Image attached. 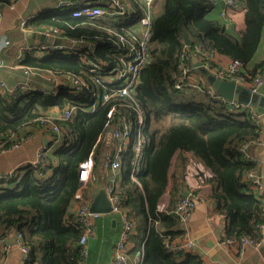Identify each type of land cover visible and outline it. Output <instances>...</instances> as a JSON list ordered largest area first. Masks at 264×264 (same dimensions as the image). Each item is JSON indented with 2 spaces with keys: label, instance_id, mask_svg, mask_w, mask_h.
<instances>
[{
  "label": "trees",
  "instance_id": "obj_1",
  "mask_svg": "<svg viewBox=\"0 0 264 264\" xmlns=\"http://www.w3.org/2000/svg\"><path fill=\"white\" fill-rule=\"evenodd\" d=\"M16 1L0 0V9ZM244 1L246 29L240 36L230 34L219 21L208 18L213 6L209 0H166L162 13L154 17L149 38L150 63L133 96L146 113L144 159L133 168L134 151L132 145L128 147L122 155L120 179L113 192L119 196L122 210L135 222V233L130 237V264L134 257L137 264H204L195 252L171 250L167 245L184 236L176 209L183 198L184 176H180V169H186L190 160L184 158L186 154L212 172L206 182L212 187L210 197L216 210L227 218L225 240L262 238L264 197L243 191L249 188L244 177L256 172L258 165L242 152L244 144L262 138V124L247 112L232 111L204 80L183 91L176 88L185 37L192 42L189 65L196 45L245 67L253 60L263 36L264 0ZM130 2L133 7L129 14L117 22L106 16L71 18V13L65 12L41 15L29 22L33 29L53 27V32L65 39L80 42V52L87 55V62L67 56L64 51L47 57H36L27 51L25 68L53 72L63 78L62 84L53 91L0 92V151L32 135L30 127L49 130L50 126H42L40 121L53 116V109L59 114L69 109L73 112L67 121L51 120L59 125L60 133H53L51 144L45 148L50 174L40 176L39 168L27 165L15 177L0 180V243L21 234L22 246L28 249L24 264H82L80 241L85 230L73 223L75 219L68 222L66 217L81 187L80 164L94 152L95 174H102L106 170L104 150L112 155L117 148V142L105 129L110 104L92 113L87 110L93 106L92 95L103 91L100 81L107 69L127 60L129 44L141 36L129 25L144 16L141 0ZM120 39L125 44H113ZM90 63L106 66L98 65L94 72ZM263 68L264 62L251 72L245 70L243 75L249 80ZM69 74L81 77L87 86L73 87ZM131 101L119 96L112 100L119 104ZM123 113L134 124V141L138 132L135 118L126 109ZM106 135L110 137L105 139ZM99 137L103 138L97 143ZM54 138H58L57 143ZM177 153L181 161L174 173ZM167 192L171 198L163 211L159 206ZM1 251L0 248L3 264Z\"/></svg>",
  "mask_w": 264,
  "mask_h": 264
},
{
  "label": "crops",
  "instance_id": "obj_2",
  "mask_svg": "<svg viewBox=\"0 0 264 264\" xmlns=\"http://www.w3.org/2000/svg\"><path fill=\"white\" fill-rule=\"evenodd\" d=\"M86 1L98 3L102 7H108L110 10L113 9L109 0H17L11 5L3 8L1 7L0 33L2 34L3 40H7L9 44L1 56L4 67L0 69V81L4 82L10 89H16L23 81L30 80L38 88H43L46 91H53L58 83V85L62 84L61 80L63 78H61L59 82L58 79H53L50 73L37 71V69L28 70V73L24 72L25 54L27 51H32L36 57H46L44 53L34 50L35 47L41 45L42 41L39 38H28L26 34L27 32H32L46 36L45 33L49 32L55 37L50 45L67 46L69 45V40L62 37L59 33L53 32V27H47L45 30L42 29L44 27L33 29L28 26V23L41 15H50L53 12L72 14L82 2ZM124 1L130 9L131 6L133 7L130 0ZM209 1L213 6L211 10H209L208 18L219 21L226 27L230 34L240 36L246 29V2L241 0L243 2L241 8L238 10H227L226 18H221V13L225 8V1ZM163 10V4L155 5L154 15L161 14ZM70 17L73 18L71 15ZM109 20L117 22V19L113 20L109 18ZM22 21H26L27 23L24 29H21ZM129 25L132 27L131 29H134L132 23H129ZM134 30L136 33L140 32L139 29L135 28ZM121 41L122 39L113 44L117 45V43H121ZM28 42L31 43V45ZM55 42L58 43L56 44ZM208 57L212 60H210V62L222 68L228 67L232 61L229 57L217 53H208ZM200 62L204 64L205 58L197 54L191 55L190 67L193 71L196 83L200 81L203 82L204 79L197 68ZM262 62H264V30L259 48L253 60L245 67V70L251 72ZM243 87L248 88L247 86ZM0 92L4 93L2 90H0ZM258 93L264 96V84L259 89ZM250 107L253 109V112L257 114L259 109L264 112V103L260 104V101ZM53 112L56 113L58 111L53 109ZM259 117L263 127V135L258 142L256 141L251 145L249 155H251L252 159L258 165L256 171L257 176L264 187V114ZM28 129H30L32 135L29 134L30 136L20 142L17 148L0 151V175L17 173L19 169L27 165L34 166L38 160L40 151L51 144L53 132L50 129L40 130L36 127H30ZM106 137H110V135H106L105 139ZM46 140H49V143H47ZM107 154L108 150L105 149L103 154L104 158ZM184 158L190 160L186 169H180V176H184L182 193L184 194L187 191L188 194L191 193L194 197L201 195L191 217L185 224L182 223L184 235L190 236L195 243V253L202 258L204 264H264V242L259 249H242L238 244H231L225 240L228 227L227 218L219 214L216 210L210 197L212 187L206 182L207 178L211 177L212 172L206 169L203 163L195 159L191 154H186ZM180 161V153H177L174 157L175 164L172 168V172L175 173V171H177ZM106 182L107 170H104L102 174L100 172L95 174L94 172L90 183L83 189L80 187L76 198L70 205L66 220L71 222V220L76 218L79 208L90 206L98 191L103 186L106 187ZM248 187V189L244 188V193L253 191L251 183H249ZM170 198V192H167L161 200L159 206L160 210L164 211L168 208ZM121 231L122 218L119 214L111 213L110 215H100L97 217L94 221V234L87 244L88 254L82 264L113 263L115 247L120 238ZM262 232L264 236V227ZM7 240L9 243V250L5 255L3 264H23V254L20 252L15 236L11 235ZM0 248L2 249L1 243ZM137 263L138 261L136 257H134L132 259V264Z\"/></svg>",
  "mask_w": 264,
  "mask_h": 264
},
{
  "label": "built area",
  "instance_id": "obj_3",
  "mask_svg": "<svg viewBox=\"0 0 264 264\" xmlns=\"http://www.w3.org/2000/svg\"><path fill=\"white\" fill-rule=\"evenodd\" d=\"M166 0H141L143 4V14L144 16L141 19L133 20L132 23L133 28L139 29L140 38L133 41L128 46V56L127 60H124L122 63L117 64L114 67L108 68L105 77L100 83L103 86L102 93L93 94L92 101L93 106L91 109L87 110L88 113L95 112L99 106L110 104L109 110L107 112V120L105 123V129H107L108 134L117 142V148L112 155L108 154L103 159V166L107 170V182H106V190L109 195L110 201L112 203V214H119L122 218V231L120 234V238L115 247L114 260L111 264H130L129 258V250H130V237L135 233V222L122 210L120 207V198L115 195L114 185L120 179V169L122 162V155L127 151L128 147L132 145V149L134 151V156L131 160V164L133 168H137L144 159V152L146 149V138L144 135V129L146 127V113L134 99L133 96L141 83V75L143 71L147 68L150 63V31L151 26L154 20V7L157 4H164ZM225 8L221 13V18H226L227 10H238L242 6L241 0H224ZM110 4H112V10L108 7H102L100 4L95 2H82L79 7L76 8L71 14L73 18H98V17H109L113 20H118L122 17H126L130 12V7L125 3L124 0H109ZM26 21L21 22V29L26 27ZM142 31V33H141ZM48 37H53L49 32L45 33ZM9 42L7 40H3L2 34L0 33V69L4 67V63L1 60V56L4 50L7 48ZM121 44H125L122 39ZM80 42L69 40V45H50V44H41L34 48L37 52H42L47 56L54 55L57 52L64 51V54L70 57H78L83 62H87V55L82 54L80 52ZM191 47L185 45V49L183 51L182 61L180 63V73L179 80L176 84V88L179 91H183L184 88L192 86L196 84L193 71L188 64V53H190ZM193 54H197L203 56L205 58V63L203 64V68L207 70L211 75H214L216 78L220 80H230L236 81L241 86H247L253 92H259V89L264 84V68L260 70V72L250 78L246 79V75H243L245 66L239 61H231V64L228 67L222 68L214 65L210 62V57H208V53L204 52L201 46L194 47ZM55 51V53H54ZM44 57V56H41ZM212 61V60H211ZM90 65L94 68L92 71H96L98 69V65L106 66L104 63H90ZM28 70H32L29 68H25L24 72L28 73ZM37 71H43L37 69ZM44 72V71H43ZM46 73V72H45ZM52 74L53 79L60 82L61 78H58V75L53 72H48ZM71 81L73 82V87L81 88L87 86L86 82L79 76L75 74H69ZM59 84V83H58ZM57 84V87L60 86ZM115 84L112 89L109 86ZM17 89L22 91H30V90H45L43 88H38L32 81L25 80L23 81L18 88L10 89L4 82L0 81V90L4 93L7 92H15ZM128 97L132 99L131 102L127 104H119L112 102L115 97ZM224 100V99H223ZM227 102L230 109L234 112L243 111L251 114L253 120L260 123V117L257 113L253 112V109L249 105L242 104L240 102ZM123 109L129 111L135 118L136 126H137V134L136 139L132 141L133 130L135 129L134 124L131 120L123 113ZM72 110H66L62 114L59 112L53 113V116H49L47 118L41 119L40 123L42 126H50V130L56 135L60 133L59 125H55L51 123V120L58 119L59 121H67L72 116ZM103 137H99L97 143L102 141ZM22 142V141H21ZM58 142V138H54V143ZM134 142V145L132 144ZM255 142L246 143L242 147V152L246 154L247 159H252L251 155H249L250 147ZM20 145V142H16L12 145L11 148H17ZM253 160V159H252ZM95 155L92 152L89 157L80 164L79 170V179L81 182V188L83 189L93 178V174L95 172ZM35 168L40 169V176H45L46 174H50L51 166L49 161L47 160V151L45 148L40 151L37 162L34 165ZM16 173L11 174H2L0 175V180H8L12 177H15ZM244 181H247L252 184L253 191L249 193H253L256 197H264V187L260 182L257 172H251L244 177ZM201 198V195H197V197L191 195L189 193L188 196L183 197L179 200L176 213L181 219V222L185 224L188 219L191 217L192 212L195 210L198 200ZM90 206L81 207L78 209L76 218L74 220V224L83 228L85 230V234L83 235L80 245L82 246L81 257L84 261L87 257V244L89 238H91L94 234V221L100 214L90 213ZM264 216V215H263ZM264 225H262L263 229ZM16 241L18 243L20 252L23 254V264L26 259V255L28 253V249L22 246V235L18 234L16 237ZM264 242V236L262 235L261 240H255L250 236H243L238 240H230L228 243L238 244L242 249L244 248H253L259 249L261 248ZM169 249L171 250H181L185 252H195V243L188 235H184L181 238L177 239L175 242L167 243ZM2 251L1 253L4 256L9 250L8 240L3 239L1 241ZM82 261V262H83ZM143 261V260H142Z\"/></svg>",
  "mask_w": 264,
  "mask_h": 264
},
{
  "label": "water",
  "instance_id": "obj_4",
  "mask_svg": "<svg viewBox=\"0 0 264 264\" xmlns=\"http://www.w3.org/2000/svg\"><path fill=\"white\" fill-rule=\"evenodd\" d=\"M26 35L28 36V38H39L42 41L41 44H51L54 41L52 37L44 36L39 33L27 32ZM184 40L187 46H192V42L187 37H185ZM55 43L57 44L58 42ZM29 44L31 45V43ZM197 68L200 71V74L203 76V80L207 83L210 90L214 94H217L220 98L229 102L236 101L249 106H254L255 103L257 104L259 103V101L260 104L264 103V96H261L258 92H253L249 88H245L239 85L238 83H236V81L220 80L216 78L214 75H211L207 70L203 68V64L201 62L197 65ZM263 114L264 112L260 111L259 109L258 115L261 116ZM46 142L49 143V140H46ZM188 195L189 194L186 191L183 194V197H186ZM89 210L90 213L100 215H110L112 213V203L110 201L106 187L103 186L95 195L90 204Z\"/></svg>",
  "mask_w": 264,
  "mask_h": 264
},
{
  "label": "rangeland",
  "instance_id": "obj_5",
  "mask_svg": "<svg viewBox=\"0 0 264 264\" xmlns=\"http://www.w3.org/2000/svg\"><path fill=\"white\" fill-rule=\"evenodd\" d=\"M192 50L195 51L194 48H192ZM202 57H203V56H202Z\"/></svg>",
  "mask_w": 264,
  "mask_h": 264
}]
</instances>
